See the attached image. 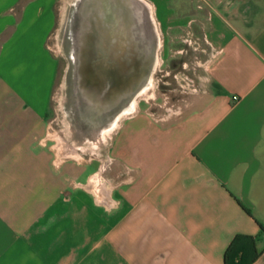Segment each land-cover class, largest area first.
I'll list each match as a JSON object with an SVG mask.
<instances>
[{
    "label": "crops",
    "instance_id": "obj_1",
    "mask_svg": "<svg viewBox=\"0 0 264 264\" xmlns=\"http://www.w3.org/2000/svg\"><path fill=\"white\" fill-rule=\"evenodd\" d=\"M62 1L0 0V264H264V0H146L199 89L87 158L49 109Z\"/></svg>",
    "mask_w": 264,
    "mask_h": 264
},
{
    "label": "water",
    "instance_id": "obj_2",
    "mask_svg": "<svg viewBox=\"0 0 264 264\" xmlns=\"http://www.w3.org/2000/svg\"><path fill=\"white\" fill-rule=\"evenodd\" d=\"M64 14L65 115L93 143L131 114L150 87L159 35L146 0H73Z\"/></svg>",
    "mask_w": 264,
    "mask_h": 264
},
{
    "label": "rangeland",
    "instance_id": "obj_3",
    "mask_svg": "<svg viewBox=\"0 0 264 264\" xmlns=\"http://www.w3.org/2000/svg\"><path fill=\"white\" fill-rule=\"evenodd\" d=\"M73 0H63L57 4L56 9V24L51 34L47 39V44L50 48L51 53L54 55L57 61V73L56 79L54 82L53 90H52V98L50 100L49 109L56 110L58 115L56 124L59 126H67L71 130L74 135V140L76 146L86 145V158L90 156H96L98 153V148H102L109 141V137L112 133V128L108 129L109 134L106 136L105 140H103V135L101 134L99 139L95 142H88L89 138H86V141L82 139L78 133L69 125L67 117L65 115V107H66V70H67V59L65 57V52L61 40V32L60 28L62 25V18L64 12L67 8L70 7ZM156 23V21H155ZM157 24V23H156ZM157 32L159 33L160 45L159 51L157 54V67L152 77V83L148 90L138 97L136 102L140 106H145L144 99H146L149 103H151L150 108L153 110H163L164 108H176L180 106L181 103H185V101L194 95L198 91V85L195 82V85L185 84L187 78L190 77L195 80L193 75L187 74L186 77L183 74H176L177 79L173 77L174 73H177L178 67H174L172 63L177 61L181 54L177 52V50L181 48V42L177 41L171 46H168L164 41V38L160 32V29L156 25ZM191 56V52L189 53ZM186 58V57H184ZM203 59V56L201 57ZM159 61V62H158ZM163 62V63H162ZM201 63V62H200ZM202 67H198V71L196 72V76L202 74ZM184 76V77H182ZM182 77V78H181ZM180 79V80H179ZM186 80V81H185ZM181 83V84H180ZM166 89H173L172 91H168ZM196 89V90H195ZM173 104V105H172ZM54 115H51L53 117ZM112 130V131H111ZM102 138V139H101ZM99 141V142H98ZM85 143V144H84Z\"/></svg>",
    "mask_w": 264,
    "mask_h": 264
},
{
    "label": "flooded vegetation",
    "instance_id": "obj_4",
    "mask_svg": "<svg viewBox=\"0 0 264 264\" xmlns=\"http://www.w3.org/2000/svg\"><path fill=\"white\" fill-rule=\"evenodd\" d=\"M183 38L180 41L181 48L180 50L179 49L177 50V52H179L181 56L177 61H175V63L174 62L172 63V65H175L174 67L177 66L179 68L177 73H174L173 77L176 78V74H180V73L182 75L184 74L186 77L187 76L186 73H187V74L193 75L195 78L196 72L198 71V67H200V62H202V60L204 59V56L200 48L190 45V42L192 41V39H187L185 37ZM190 52H191V56L189 54ZM202 56H203V59H201ZM193 85H195V83H193ZM166 90L172 91L173 89H166Z\"/></svg>",
    "mask_w": 264,
    "mask_h": 264
},
{
    "label": "bare ground",
    "instance_id": "obj_5",
    "mask_svg": "<svg viewBox=\"0 0 264 264\" xmlns=\"http://www.w3.org/2000/svg\"><path fill=\"white\" fill-rule=\"evenodd\" d=\"M156 25H157V24H156ZM157 30H158V29H157ZM158 34H159V33H158ZM160 46H161V45H160ZM158 62H159V61H158ZM135 104H136V102H135ZM106 132H107V131H106ZM106 132H105V133H106ZM108 134H109V131H108L105 135L102 134V135H103V137H102L103 140H105V138H106V136H107ZM58 136H59V135H58ZM59 137H60V136H59ZM102 138H101V139H102ZM98 142H99V141H98ZM71 148H72V147H71ZM73 151H74V150H73ZM74 152H75V151H74ZM68 154H69V153H68ZM71 154H72V153H71ZM63 155H64V154H63ZM65 155H66V154H65ZM69 155H70V154H69ZM74 157H75V155H74Z\"/></svg>",
    "mask_w": 264,
    "mask_h": 264
},
{
    "label": "built area",
    "instance_id": "obj_6",
    "mask_svg": "<svg viewBox=\"0 0 264 264\" xmlns=\"http://www.w3.org/2000/svg\"><path fill=\"white\" fill-rule=\"evenodd\" d=\"M232 100L233 101H237L238 100V96H236V95L232 96Z\"/></svg>",
    "mask_w": 264,
    "mask_h": 264
},
{
    "label": "trees",
    "instance_id": "obj_7",
    "mask_svg": "<svg viewBox=\"0 0 264 264\" xmlns=\"http://www.w3.org/2000/svg\"><path fill=\"white\" fill-rule=\"evenodd\" d=\"M262 230H263V229H262ZM230 248H231V244H230V246L228 247V249L226 250V252H225V256H224V257L227 256V253H228V251H229Z\"/></svg>",
    "mask_w": 264,
    "mask_h": 264
}]
</instances>
